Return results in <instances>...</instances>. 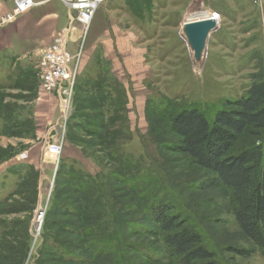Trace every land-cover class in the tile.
Returning a JSON list of instances; mask_svg holds the SVG:
<instances>
[{
  "label": "rangeland",
  "instance_id": "1",
  "mask_svg": "<svg viewBox=\"0 0 264 264\" xmlns=\"http://www.w3.org/2000/svg\"><path fill=\"white\" fill-rule=\"evenodd\" d=\"M7 1L10 7L0 19L13 11L15 0ZM52 1L51 16L47 19L56 26L67 21L66 26L58 28L44 46L39 47L37 42L31 47L23 44L25 51L18 56L0 55V244L15 241L14 249L18 251L20 243L27 239L22 264H45L41 263L43 240H47L43 239L44 224L53 207L51 196L59 164L65 163L68 168L82 170L93 178L123 163L127 167L125 175L156 182V198L172 197L176 209L182 211L215 253L217 264H264V254L257 250L247 258L230 252L231 248L251 249L233 218L230 194L222 187L198 189L199 183L210 175L191 165L185 156L170 152L174 138L161 114L165 108L171 112L196 107L211 116L225 108L228 101L245 95L251 75L258 67L264 69V0L102 2L78 59L71 117L76 83L82 81L85 86L88 78L100 76L104 83L101 92L105 96V119L119 118L107 127L108 131L120 132L114 141L118 150L116 165L103 160L105 156L94 146V139H84L89 150L68 141L67 122L71 117L64 126L60 94L43 88L40 67L43 54L57 34L71 23L62 0ZM197 11H203L216 22V27L198 44L184 27L185 19ZM27 12L11 23L0 25V31L8 30ZM77 38L75 31L68 35L67 52L73 61L78 54ZM133 50L139 51L135 62L131 60ZM106 85L109 88H104ZM56 143L60 144V152L50 161L52 154L48 147ZM257 144L264 145V131L247 132L234 145L232 153ZM127 197L130 195L123 197L125 202ZM108 206L117 210L119 202L109 200ZM107 217L108 223L114 218L109 214ZM51 219L61 220V214ZM54 230L52 227L47 234L53 236ZM159 241L148 235L128 238V242L148 248L150 258L144 260L140 255L142 264H170L163 258ZM52 249L49 242L45 250L51 257ZM13 252L9 258L12 262L0 259V264L17 263ZM132 255L135 259L139 257L137 253ZM1 257L5 258L2 253ZM154 259L160 262L153 263Z\"/></svg>",
  "mask_w": 264,
  "mask_h": 264
},
{
  "label": "trees",
  "instance_id": "2",
  "mask_svg": "<svg viewBox=\"0 0 264 264\" xmlns=\"http://www.w3.org/2000/svg\"><path fill=\"white\" fill-rule=\"evenodd\" d=\"M101 79L100 76L88 78L85 86L82 81L76 83L74 113L67 122V137L71 144L84 150H89L84 139H94V146L105 156L103 160L116 165L118 150L114 141L120 132L108 131L107 127L119 118L105 119ZM161 114L174 138L170 152L185 156L191 165L210 175L199 183L198 189L222 187L230 194L235 223L251 244L249 250L231 248L230 252L244 258L256 250L264 254V145H252L232 153L234 145L247 132L264 131V69L258 67L251 75V85L244 96L228 101L225 108L211 116L196 107L171 112L165 108ZM126 168L119 163L115 170L92 178L82 170L59 164L51 196L53 207L44 224L43 239L47 240H43L41 263L142 264L143 258H150L148 248L128 242V238L148 235L160 240L163 258L170 264H217L215 253L182 211L176 209L172 197L156 198V182L137 175L127 176ZM128 195L125 202L123 197ZM109 200L119 202V208L109 207ZM58 214L61 220L51 219ZM108 214L114 217L111 224ZM52 227H55L53 236L47 234ZM67 237L73 241H67ZM26 240L20 243L18 251L14 249L15 241V245L0 244V254L5 256L0 259L12 262L9 258L14 249L15 264H22L28 249ZM49 242L53 244L52 257L45 250ZM132 253L139 257L135 259ZM157 262L160 260L154 259L153 263Z\"/></svg>",
  "mask_w": 264,
  "mask_h": 264
},
{
  "label": "built area",
  "instance_id": "3",
  "mask_svg": "<svg viewBox=\"0 0 264 264\" xmlns=\"http://www.w3.org/2000/svg\"><path fill=\"white\" fill-rule=\"evenodd\" d=\"M104 0H62L69 11L70 27L59 32L53 39V43L45 50L40 67L43 70V88L50 91H57L61 98V118L65 126L66 121L73 112L72 96L75 82L76 67L78 59L83 50L84 38L89 30L95 12ZM205 1V0H202ZM34 6L33 0H15L11 14L0 19V25L11 23L15 18ZM77 32L78 54L71 57L67 52L68 35ZM48 152L58 155L60 144H52ZM42 217L40 213L39 220Z\"/></svg>",
  "mask_w": 264,
  "mask_h": 264
},
{
  "label": "crops",
  "instance_id": "4",
  "mask_svg": "<svg viewBox=\"0 0 264 264\" xmlns=\"http://www.w3.org/2000/svg\"><path fill=\"white\" fill-rule=\"evenodd\" d=\"M33 2L34 7L32 10L23 15L8 30L0 31V55L5 54L6 57L18 56L25 51L23 44H28L31 47L33 42H37L39 47L40 45L44 46L50 41V38L58 28L61 27V30L66 26L67 21L66 23H59L60 26L58 24L56 26L50 19H47V17L51 16L50 10L53 6L51 7L50 5L53 2L52 0H33ZM9 7L7 0H0V16L2 13L6 14ZM139 51L142 50L140 49ZM139 51L135 52L133 50L135 52V55H132L133 58H131L133 62L136 61V55Z\"/></svg>",
  "mask_w": 264,
  "mask_h": 264
},
{
  "label": "water",
  "instance_id": "5",
  "mask_svg": "<svg viewBox=\"0 0 264 264\" xmlns=\"http://www.w3.org/2000/svg\"><path fill=\"white\" fill-rule=\"evenodd\" d=\"M184 27L186 30H189L192 33V36L195 39V43L198 44V42L204 35H206L207 33H209V31L216 27V22L213 17H209L206 21H186L184 23Z\"/></svg>",
  "mask_w": 264,
  "mask_h": 264
},
{
  "label": "bare ground",
  "instance_id": "6",
  "mask_svg": "<svg viewBox=\"0 0 264 264\" xmlns=\"http://www.w3.org/2000/svg\"><path fill=\"white\" fill-rule=\"evenodd\" d=\"M209 18L208 14H205L203 11L194 12L193 15H190L185 19L186 21H196V20H207ZM55 157L52 155L50 161H53Z\"/></svg>",
  "mask_w": 264,
  "mask_h": 264
}]
</instances>
